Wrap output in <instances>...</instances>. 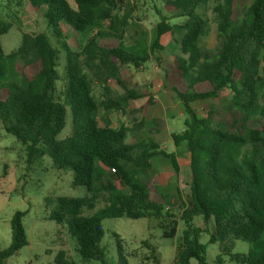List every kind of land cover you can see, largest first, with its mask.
Masks as SVG:
<instances>
[{"label": "trees", "instance_id": "trees-1", "mask_svg": "<svg viewBox=\"0 0 264 264\" xmlns=\"http://www.w3.org/2000/svg\"><path fill=\"white\" fill-rule=\"evenodd\" d=\"M162 1L153 7L159 18L154 39L139 48L123 42L130 22L129 14L120 13L124 0H30L41 10L57 44L46 32L23 31L21 45L9 54L1 37L12 23L0 21V122L24 145L28 168L49 156L56 169L72 170L73 186L86 188L81 197L45 198L47 205L55 206L47 218L67 224L84 260L107 264L102 221L126 216L154 219L162 236L175 240L176 263L190 264L195 258L198 264H209L201 242L205 228L194 224L201 216L206 227L212 223L209 242L218 244L217 264H223L224 257L239 264H264V0H252L241 15L237 0H217L212 12L223 41L213 57L200 46L211 19L199 7L210 0ZM62 25L68 27L66 34ZM167 32L180 36L171 89L187 114L183 130L172 139L190 153V192L186 198L180 195L185 228L179 236L172 201L155 191L153 183L161 166L170 164L179 171L176 153L152 138L129 140L130 129L124 125H101L100 106L122 108L142 95L124 87L116 101H97L87 73L96 69L104 96L109 89L105 78L121 81V65L138 67L148 61L156 49H163L159 41ZM74 33L86 37L79 51L67 42ZM61 53L65 58L59 92ZM17 59L23 62L24 74L12 80L8 63ZM224 89L231 91V105L240 117L225 119L214 109L205 115L196 112L195 102L219 98ZM68 107L72 133L59 139ZM101 199L105 206L84 214ZM26 214L14 213L12 241L0 249V264L29 244ZM238 240L249 244L248 252L234 251ZM143 243L158 264L156 247L148 240ZM118 245L119 264H128L120 238ZM54 262L76 264L64 250L56 253Z\"/></svg>", "mask_w": 264, "mask_h": 264}, {"label": "rangeland", "instance_id": "rangeland-1", "mask_svg": "<svg viewBox=\"0 0 264 264\" xmlns=\"http://www.w3.org/2000/svg\"><path fill=\"white\" fill-rule=\"evenodd\" d=\"M251 2L252 0H237V13L241 15ZM155 3L161 6L163 1L124 0L123 11L120 13L129 14L130 21L123 38L126 46L139 48L153 41L159 20L153 8ZM216 3L217 0H210L207 6L199 7L211 19L207 32L201 37L200 46L212 57L217 54V49L223 41V35L212 12V7ZM0 21L12 23L8 32L1 37L6 54L19 48L23 31L46 32L54 44H57L41 10L32 7L30 0H0ZM62 29L66 34L68 27L62 25ZM179 39V34L167 32L159 41L163 49H156L148 61L138 67L121 65L119 73L121 81L114 77L105 78V86L109 89L104 96L96 69H87L97 101L106 98L116 101L124 94V87L142 95L130 100L122 108L106 109L100 106L98 120L101 125L105 122L114 127L124 125L130 129L129 140L152 138L168 152L176 153L179 171L175 172L170 164L161 166L153 183L155 191L169 196L172 201L171 209L179 216L178 236L185 228L183 220L180 219V195L186 198L189 194L191 174L190 153L186 145L176 146L172 139L173 133L183 130L187 117L182 103L171 89L172 80L176 75L175 56L180 52L177 41ZM85 41V36L68 34L67 42L73 50L79 51ZM64 58V53H61L58 67L59 92L62 91ZM8 73L12 80L19 79L24 74L23 62L20 59L9 61ZM231 96V91L224 89L219 98L197 101L194 108L200 115H205L207 110H218L225 119L232 117L233 120L241 115L232 107ZM72 127V115L68 107L66 126L58 138L64 139L71 135ZM72 183V170L56 169L49 156L41 161H35L28 168L24 145L15 136L7 133L0 122V249L8 247L12 241L11 219L18 210L27 211L23 225L29 240V244L9 257L5 264H55L54 258L59 250H64L76 264H102L98 260H84L77 251V242L69 233L67 224H59L47 218L55 208L53 203L46 204L47 196L81 197L87 194L85 187L73 186ZM118 185L121 186L119 183ZM105 204V200L101 199L94 209H85L84 214L92 215ZM194 224L205 228L201 242L206 245V258L209 264H217L216 258L220 252L218 244L209 242L212 223L206 227L204 218L197 216ZM102 225L104 229L102 243L106 250L107 264H119L118 238L122 241V253L128 264H156L155 259L151 258L153 254L143 243L145 240L156 247L154 255L159 260L158 264H178L175 262V240L163 237L162 230L154 219H133L126 216L105 218ZM248 249L247 242L238 240L234 251L246 253ZM224 260L223 264H239L228 257H224ZM190 264H198L197 259L192 258Z\"/></svg>", "mask_w": 264, "mask_h": 264}, {"label": "crops", "instance_id": "crops-1", "mask_svg": "<svg viewBox=\"0 0 264 264\" xmlns=\"http://www.w3.org/2000/svg\"><path fill=\"white\" fill-rule=\"evenodd\" d=\"M33 7V6H32Z\"/></svg>", "mask_w": 264, "mask_h": 264}]
</instances>
